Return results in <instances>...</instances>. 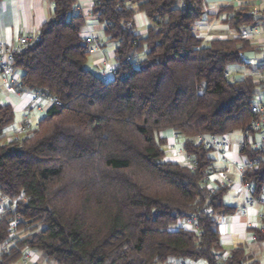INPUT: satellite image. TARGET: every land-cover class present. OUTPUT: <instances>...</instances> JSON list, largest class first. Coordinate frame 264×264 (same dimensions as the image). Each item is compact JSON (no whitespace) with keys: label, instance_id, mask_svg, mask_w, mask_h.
Here are the masks:
<instances>
[{"label":"trees","instance_id":"1","mask_svg":"<svg viewBox=\"0 0 264 264\" xmlns=\"http://www.w3.org/2000/svg\"><path fill=\"white\" fill-rule=\"evenodd\" d=\"M247 1L219 11L236 33L255 22ZM49 2L51 18L12 64L18 91L61 105L9 135L14 112L0 102V264H39L23 262L31 253L54 264H258L242 245L223 250L216 219L233 209L222 202L224 187L207 189L215 159L196 141L251 121L264 82L224 75L231 66L250 69L242 60L249 42H203L194 30L204 0H96L91 17L115 44L104 79L86 66L93 49L81 35L86 16L74 0ZM137 14L146 20L142 34ZM166 130L182 139L192 169L164 160L167 140L156 134ZM239 156L258 161L243 179L259 199L264 153L244 141ZM188 218L196 229L182 226ZM259 221L250 231L264 243V210Z\"/></svg>","mask_w":264,"mask_h":264},{"label":"crops","instance_id":"2","mask_svg":"<svg viewBox=\"0 0 264 264\" xmlns=\"http://www.w3.org/2000/svg\"><path fill=\"white\" fill-rule=\"evenodd\" d=\"M204 4L205 15L196 24L194 30V33L203 42L237 36V33L224 23L226 15L218 14L223 7H241L243 5L242 0H204ZM79 6L83 14L87 16L86 10L90 9V0H80ZM52 12L53 5L49 0H1L0 41L6 45H16L19 36L36 33L41 24L51 18ZM135 26L138 33H144L146 20L143 14L135 16ZM99 30H102L103 34V27L100 24L97 26L91 23L86 24L81 31L83 37H90L93 41V49L87 58L86 66L95 73H101L102 67H107L109 71L115 67V47L112 48L111 46L112 49L110 48L111 43L106 42L104 34L95 37L94 34L100 32ZM106 49L107 51L104 52ZM30 98L28 93L20 96L14 91H9L4 84L3 78L0 76V102L11 106L14 112V125L9 135L20 129L19 127L26 116L31 117L32 115H36L35 110L31 107ZM164 134V137L168 140L173 139V136L175 137V134L171 130H167ZM234 137L235 135L229 140V149L224 154L227 161H222L219 153H212V158L215 159L213 164L215 172L209 177L208 181V187L215 189L219 187L225 188L222 202L233 209L232 213L220 215L216 219L220 243L226 252L238 245H242L253 260L257 261L258 264H264V243L257 242L250 231L252 228L261 227L259 218L264 208L256 204L252 206L246 205L247 194L240 186V178L237 173V168L243 161L239 156L240 145L244 141L249 143L252 137L245 139L244 136L243 141H239ZM257 138L254 137V140ZM179 149L182 151L181 147ZM182 157L183 155L179 152L176 157L169 156L165 160L181 163ZM226 167H229L230 170L226 174V177L232 181L229 186H226L222 180V172ZM38 258L34 253L30 254L31 262H36Z\"/></svg>","mask_w":264,"mask_h":264},{"label":"built area","instance_id":"3","mask_svg":"<svg viewBox=\"0 0 264 264\" xmlns=\"http://www.w3.org/2000/svg\"><path fill=\"white\" fill-rule=\"evenodd\" d=\"M75 9L81 11V7L77 2L80 0H74ZM91 4L96 0H90ZM243 4L248 3L247 0H242ZM249 12L252 15L255 22L252 26L248 28H243L238 33V37L250 41L251 39L257 38L259 41L258 46L264 50V0H253L250 2ZM81 9V10H80ZM90 10V9H89ZM83 13V11H82ZM86 43H91L90 37L84 38ZM33 41V35H21L17 38L16 45L10 46L6 45L0 41V76L3 78L4 84L6 85L9 91H14L18 95H24L28 93L30 95V104L32 109L35 110L36 114L43 113L48 106H60L61 103L58 99L48 97L38 92H20L16 89V84L19 79L18 73L13 66V53L16 50L25 48L29 46ZM245 65H249L250 69L246 70L244 76H248L253 80L263 81L264 82V59L260 60H247L242 59ZM229 68L225 71V77H229L230 73ZM112 74V70H102L101 76L104 79H108ZM250 112L252 119L244 130V136L246 138H251L252 140L248 143L250 147L255 150H261L264 153V88L259 89L255 95L253 103L250 107ZM28 120V119H27ZM26 120V121H27ZM27 127H31L32 123L28 120L26 122ZM22 130V129H21ZM254 137H258L254 140ZM196 141L199 142L204 148L211 149L213 152L219 153V157L222 161H227L225 158V152L228 150L230 142L227 138V135L218 136V137H207L205 135L199 134L196 136ZM174 154V153H173ZM176 155V154H175ZM182 164H185L189 169H192L194 166L193 161L186 156L182 157ZM258 165L257 160H243L237 168V173L240 177V186L243 191L247 194L246 205L252 206L254 204L259 205L264 208V185L261 188V196L259 199L254 197V189L247 182L244 181L243 176L247 169L255 168ZM229 167H226L222 172V180L226 186L231 185L232 181L226 177V174L229 173ZM212 175V174H211ZM210 175V176H211ZM209 176V177H210ZM208 177V181H209ZM207 189L210 193L215 191V188L208 187ZM1 210V208H0ZM16 223L11 224V228H15ZM182 226L186 229H196L194 219L188 218L185 222L182 223ZM30 261V255H25L23 262ZM170 264H186L184 262H175Z\"/></svg>","mask_w":264,"mask_h":264},{"label":"rangeland","instance_id":"4","mask_svg":"<svg viewBox=\"0 0 264 264\" xmlns=\"http://www.w3.org/2000/svg\"><path fill=\"white\" fill-rule=\"evenodd\" d=\"M91 2V1H90ZM76 3V2H75ZM80 2H77V4H79ZM81 10V9H80ZM250 10V9H249ZM80 12H82V10L80 11ZM86 13H87V16H86V24H91V23H93V25H99L97 22H96V20L95 19H93L92 17H91V14H90V10L89 9H87L86 10ZM101 27H103L102 25H101ZM144 29H146V26L144 27ZM100 31V30H99ZM102 31V30H101ZM98 32V33H96V34H94L95 35V37L96 36H102L103 34H102V32ZM195 32V31H194ZM235 37H238V33H237V36H235ZM240 38V37H239ZM240 39H242V38H240ZM242 40H245V39H242ZM249 42V51H250V53H245V54H243V58L244 59H247V60H260V61H262L263 59H264V50H262L261 49V47L260 46H258V44H259V41L257 40V38H255V39H251L250 41H248ZM111 46H112V48H114L115 47V44L114 43H112V44H110V48H111ZM108 47V46H107ZM111 48V49H112ZM107 51V49L104 51V52H106ZM107 70V67L106 68H104V67H102V70ZM107 71H109V70H107ZM228 71H229V73H230V75H229V80H236L238 77H245L244 75H245V71H246V69H244V67L243 66H231V67H229V69H228ZM256 81V80H255ZM258 81V80H257ZM36 114V113H35ZM34 116H36V117H34ZM32 115L31 117H27L26 116V120L28 119L31 123H32V126H35V124H36V119H38V116H37V114L36 115ZM17 117H18V115H17ZM24 119V120H25ZM27 120V121H28ZM23 125H22V123H21V125H20V129H21V127H22ZM13 128V127H12ZM245 130V129H244ZM244 130L243 131H234L233 133H231V134H229L230 135V137H229V135L227 136V138H229V140L231 139V138H233V136L235 135V137L234 138H237V140H241V141H243V139H244ZM167 131V130H166ZM166 131H164V132H161V133H158V134H156V136H157V138L158 137H164V133L166 132ZM10 139V136H8V140ZM167 141H166V143L164 144V146H163V150H164V154H165V157H164V160H165V158L166 157H173V156H177L178 154H179V152H180V154L181 155H183V156H185L184 154H183V152L179 149L180 147H181V142H182V139L181 138H179L177 141H176V138L173 136V139H170V140H168L167 138H165ZM169 141V142H168ZM230 146V145H229ZM229 149V148H228ZM174 153V154H173ZM176 154V155H175ZM228 174V173H227ZM239 176V175H238ZM240 178V177H239ZM21 235H23V234H21ZM1 248L2 247H0V250H1ZM37 263H39V264H54V263H52V262H50V263H46L43 259H42V257H40V258H38V262ZM189 263H192V264H206V262L204 261V260H197V261H193V262H189Z\"/></svg>","mask_w":264,"mask_h":264}]
</instances>
